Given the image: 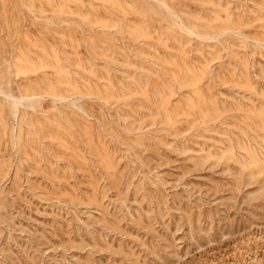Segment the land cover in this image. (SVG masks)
I'll list each match as a JSON object with an SVG mask.
<instances>
[{"label": "rangeland", "instance_id": "374dc122", "mask_svg": "<svg viewBox=\"0 0 264 264\" xmlns=\"http://www.w3.org/2000/svg\"><path fill=\"white\" fill-rule=\"evenodd\" d=\"M0 88V264H264V0H0Z\"/></svg>", "mask_w": 264, "mask_h": 264}, {"label": "bare ground", "instance_id": "6f19581e", "mask_svg": "<svg viewBox=\"0 0 264 264\" xmlns=\"http://www.w3.org/2000/svg\"><path fill=\"white\" fill-rule=\"evenodd\" d=\"M0 93H1L2 95H5L1 88H0ZM7 98H8V99H13L12 97L9 98V96H8ZM12 101H13V102L10 103V111H11L13 114H15V113L18 111V109H17L18 102H17L15 99H13ZM18 101H19V100H18ZM20 101H22V100H20ZM20 101H19V102H20ZM17 113H18V112H17Z\"/></svg>", "mask_w": 264, "mask_h": 264}]
</instances>
